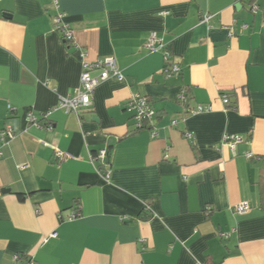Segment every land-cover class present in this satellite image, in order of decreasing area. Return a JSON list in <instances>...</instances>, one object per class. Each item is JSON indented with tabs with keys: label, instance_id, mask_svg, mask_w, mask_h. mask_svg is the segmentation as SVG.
<instances>
[{
	"label": "crops",
	"instance_id": "crops-1",
	"mask_svg": "<svg viewBox=\"0 0 264 264\" xmlns=\"http://www.w3.org/2000/svg\"><path fill=\"white\" fill-rule=\"evenodd\" d=\"M58 1L79 48L55 31L51 0H0V132H15L0 135V264H264V0ZM152 32L180 74L146 48ZM82 49L124 78L66 113ZM135 95L155 110L149 130L127 110ZM199 105L212 111L189 113ZM31 111L51 113L32 126ZM226 134L246 140L233 152Z\"/></svg>",
	"mask_w": 264,
	"mask_h": 264
},
{
	"label": "built area",
	"instance_id": "built-area-1",
	"mask_svg": "<svg viewBox=\"0 0 264 264\" xmlns=\"http://www.w3.org/2000/svg\"><path fill=\"white\" fill-rule=\"evenodd\" d=\"M56 13L54 15V29L58 32L62 39L65 42H69L73 44L76 48H79L74 39V33L71 29L70 24L66 21V13L59 10V1L51 0ZM258 7L254 5L252 7V11L256 13ZM212 15L206 14L203 17V21L208 23L211 19ZM246 28V27H244ZM146 48L151 52L162 51L165 58V68L164 73L171 77L173 75H178L181 72V67L178 62L172 61V54L165 48V44L163 40L158 36L156 32H152L148 38L146 43ZM80 57L83 62V72L81 75V86L77 89L76 93L72 97H65L61 99L59 109H63L66 113H76L80 114L83 111L89 110L93 105V94L95 89L103 82L108 80L109 78H116L118 80H122L124 75L122 71L117 67V63L114 57H106L100 60L95 61L94 63H90L86 60L87 54L83 49L80 52ZM98 70L99 75L93 76L92 71ZM180 101H186V93L183 91L179 96ZM222 102L225 106L230 104V99L227 95L222 96ZM10 110H13L12 107H9ZM127 110L134 114V118L136 121V129L138 131L151 129L153 126V121L155 117V110L149 104L147 98L142 97L140 95L133 96L128 105ZM212 111L211 105H199L195 110L190 111V114H198L203 112ZM51 112L43 114L42 118L36 116L32 111L27 114L26 120L32 126H39L41 119H48ZM1 139L3 142L8 139H12L15 137V132L10 125H7L1 132ZM245 137L240 134H226L223 138V143L227 145L233 152L239 144L245 142ZM55 156L59 162H65L68 159L72 158V156L60 149H55ZM247 158L252 157V153L246 154ZM99 160L103 163L105 160L107 161V153L104 151L100 154ZM99 173L105 176V178L109 177L108 172H103L99 168ZM211 208L208 207V210ZM235 213L239 215L247 214L251 211L250 205L247 203H240L235 208ZM80 216V211L77 210L72 213L68 220H75ZM55 236V235H53ZM223 238H228L229 234H221ZM15 264H35L34 259L32 258H23L22 256H15Z\"/></svg>",
	"mask_w": 264,
	"mask_h": 264
},
{
	"label": "trees",
	"instance_id": "trees-1",
	"mask_svg": "<svg viewBox=\"0 0 264 264\" xmlns=\"http://www.w3.org/2000/svg\"><path fill=\"white\" fill-rule=\"evenodd\" d=\"M107 157H108V154H107ZM19 196H20L21 200L24 199V195H19ZM78 210H80V209L78 208Z\"/></svg>",
	"mask_w": 264,
	"mask_h": 264
}]
</instances>
